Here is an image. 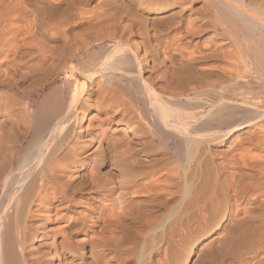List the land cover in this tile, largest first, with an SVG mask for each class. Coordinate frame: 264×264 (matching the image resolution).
Here are the masks:
<instances>
[{
    "label": "bare ground",
    "instance_id": "obj_1",
    "mask_svg": "<svg viewBox=\"0 0 264 264\" xmlns=\"http://www.w3.org/2000/svg\"><path fill=\"white\" fill-rule=\"evenodd\" d=\"M0 264H264V0H0Z\"/></svg>",
    "mask_w": 264,
    "mask_h": 264
},
{
    "label": "rangeland",
    "instance_id": "obj_2",
    "mask_svg": "<svg viewBox=\"0 0 264 264\" xmlns=\"http://www.w3.org/2000/svg\"><path fill=\"white\" fill-rule=\"evenodd\" d=\"M253 39H254V36H253L252 40H253ZM248 41H249V40H248ZM248 43H252V42L249 41Z\"/></svg>",
    "mask_w": 264,
    "mask_h": 264
}]
</instances>
